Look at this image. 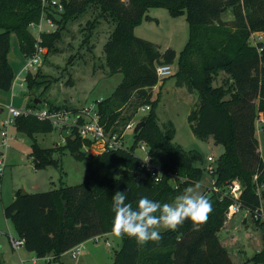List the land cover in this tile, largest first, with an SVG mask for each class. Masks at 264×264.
<instances>
[{
	"label": "trees",
	"instance_id": "1",
	"mask_svg": "<svg viewBox=\"0 0 264 264\" xmlns=\"http://www.w3.org/2000/svg\"><path fill=\"white\" fill-rule=\"evenodd\" d=\"M60 1L64 9L58 20L55 13L60 9L51 3L44 4L43 0H0V87H12V33L26 58L37 52V45L47 47V54L55 48L67 22L95 6L115 20L104 46L109 74L124 73L114 92L97 102L100 123L113 134L121 133L141 106L151 108L140 117L144 125L134 133L132 144L100 153L85 150L92 140L82 138L77 128L66 135L65 144L42 146L37 135L51 132L56 128L53 123L35 115L15 118L16 128L32 138L30 155L35 168L60 165L54 154L66 149L87 164L85 180L80 184H61L37 192L15 190L13 200L4 207V215L18 234L25 237V248L40 257L54 255L58 262L70 248L116 231L112 208L116 191H125V202L135 208L139 198L145 195L161 203H172L189 185L201 180L202 168L196 165L202 159L201 154L186 150L174 141L175 126L171 121L163 126L159 123L156 108L160 95L153 97L154 86L159 82L157 66L171 64L177 52L171 47L162 50L134 32L149 7L165 6L173 14L186 12L189 22V40L179 54L175 83L198 95L189 114L195 136L203 140L212 137L216 144L224 146L212 171L214 186L219 190L211 188L205 192L211 202L205 220L186 218L175 229L157 230L159 240L141 243L135 236L121 232L122 245L113 264H235L218 236L226 222V212L239 202L255 219L254 212L262 211L264 197V189L258 190L264 184V160L256 136V120L264 112V42H251L254 33L264 32V0ZM228 10L233 15L231 19L223 18ZM44 15L56 21L58 28L37 36L31 25ZM91 27L94 21L82 28V45L90 41ZM40 75L38 69L34 75L26 76L29 87L42 81ZM130 105L135 110L123 115ZM29 106L38 107L35 102ZM49 108L67 109V106L49 105ZM68 110L77 114L82 111ZM141 142L149 147L152 161L163 168L159 181L142 175L141 158L134 153ZM119 169L123 171L116 175ZM172 171L176 177L185 176L188 180L183 178L176 185L171 184ZM234 179L241 180L243 186L237 196L230 189L225 191ZM255 221L262 228L263 247L248 259L250 264L264 263V220Z\"/></svg>",
	"mask_w": 264,
	"mask_h": 264
},
{
	"label": "rangeland",
	"instance_id": "2",
	"mask_svg": "<svg viewBox=\"0 0 264 264\" xmlns=\"http://www.w3.org/2000/svg\"><path fill=\"white\" fill-rule=\"evenodd\" d=\"M52 1L60 2V0ZM60 12L63 10L55 13V18L58 20L61 19ZM231 15L228 10L223 18L227 19ZM89 21H94V27H91L93 28L92 36L88 43L82 45L84 38L82 28L86 27ZM114 25L115 20L108 14L101 13L95 6H91L78 17L69 20L66 27L60 31L55 48L46 54L48 48L44 46L40 62L35 67H31L30 73L33 75L38 69L40 70L39 80H42L41 82L29 87L26 79L28 74L23 73L17 81V86L13 88L0 87V129L4 127L5 120L10 117V104L27 107L36 99L40 100L35 102L38 108H49V105H56L67 106V109H88L93 113L97 102L110 96L124 78L122 71L109 74V67L105 62L104 46ZM57 28L56 21L54 25L49 26L47 20H44V32H51ZM89 29H87L88 32ZM134 32L136 35L154 42L162 50L171 47L177 52V57L171 63L173 74L158 82L156 89L153 90V97L156 98L160 95L156 108L159 123L163 126L164 122L171 121L175 126L174 141L186 150L198 151L201 154L202 159L196 165L202 168V178L199 183L191 184L188 187H193L195 191L205 194L206 189L214 187V176L209 168L214 169L217 166L218 157L223 153L224 146L216 144L212 137L203 140L195 136L189 122V114L197 103L198 95L189 93L175 83L176 76L174 74L178 69L179 54L186 46L190 35L186 12L173 14L165 6L149 7L142 21L135 26ZM34 33L37 35L38 31L35 30ZM257 41L264 42V32L252 35L251 42L256 43ZM10 45L11 52L14 54L10 60L11 71L15 77L28 59L22 53L14 33L10 35ZM20 81L24 82L23 87L20 86ZM218 82H220L219 79ZM215 84H217V80ZM134 101L132 100V102ZM130 106V109L128 107L124 109L123 115L135 110L132 105ZM69 111V114L76 116L77 112ZM137 112V115L133 114L134 116L129 122L136 119L137 124L140 117L149 113L142 110ZM121 126L124 128L123 125H119V127ZM68 133L69 128L65 126V128L57 127L51 132L40 133L37 136L42 146L52 147L65 144ZM8 135L9 145L3 147L7 165L0 180V264H22L20 258L30 259L29 256H33L34 253L25 247H21L19 250L13 249L9 235L17 236L19 234L12 221L5 217L3 205L12 201L15 189L37 192L51 190L61 184H80L85 180L87 164L84 159L77 158L66 149L62 153L55 152L54 154V157L59 159L60 165L49 164L45 167L35 168L30 155L32 150L30 135L19 131L14 121L8 125ZM124 135L126 145L132 144L135 140L134 127L126 129ZM256 136L258 149L264 160L263 128L260 131L256 129ZM84 148L92 153L103 151L101 144L97 142H92L90 146ZM135 153L143 155L144 152L137 148ZM210 155L213 156L214 161L208 160ZM122 171L123 169H119L116 175ZM171 173L173 176H170V182L173 185L177 184V180H183V178L188 180L185 176L176 177L173 171ZM233 185L238 186L236 190L234 189L235 193L233 191V194H240L243 186L239 179H234L231 184L226 186L225 191L232 190ZM261 189H264V184L258 190ZM262 208L264 210V197L262 198ZM229 211L230 209L226 212V220L232 217L229 215ZM247 214L246 209L235 213L237 222L234 228L235 236L231 242L226 241L227 249L235 264H250L248 259L263 245L262 228L250 212L248 216H246ZM154 227L160 231L167 229L163 224ZM230 227L233 226L228 224L225 229ZM246 232H248L247 235ZM122 240L121 233L117 235L116 231L109 233L108 236L99 235L96 238H90L83 244L77 245L76 250L79 252L77 258L67 251L61 256L63 263L58 264H113L116 253L121 248Z\"/></svg>",
	"mask_w": 264,
	"mask_h": 264
},
{
	"label": "built area",
	"instance_id": "3",
	"mask_svg": "<svg viewBox=\"0 0 264 264\" xmlns=\"http://www.w3.org/2000/svg\"><path fill=\"white\" fill-rule=\"evenodd\" d=\"M44 4L51 3L53 5H56L58 9L63 10V4L57 1L52 0H43ZM44 20H47L49 26L54 25L55 21L52 18L47 17L46 15L42 16L40 21L38 23H33L31 25V29L34 32L35 30L38 31L37 36H40V33L43 32V22ZM43 53V47L37 45V52L33 55L29 56L27 59L28 61L23 66L22 70L18 75L14 77V80L12 82V88L14 86H17L18 80L23 73H30L31 67H35L41 60V54ZM157 73L159 77V82L162 81L167 76H170L173 74L172 71V65L165 63L160 64L157 66ZM20 86L23 87L24 82H19ZM150 105H144L139 108V110L142 111H149ZM93 109V108H92ZM69 110L66 108L63 109H50V108H38V107H17L14 104L9 105V114L10 117L5 120L4 127L0 129V180L4 174V170L6 168L5 163V156L3 147L9 145V135H8V125L15 122V118L18 116H21L23 114L25 115H35L38 118L41 119H47L53 123V125L57 128H65L67 126L69 128V133L73 128H77L79 135L82 138L90 139L92 142H97L101 144V147L103 150L110 149V148H120V147H126V143L124 141V132L126 129L135 127L137 120H131L125 127V129L121 133H111V131H108L106 127L100 123L99 121V115L97 113V109L95 108V111L92 113L88 109H83L80 113H76V116L69 114ZM262 124V125H261ZM264 124V112H260L259 116L256 120V126L258 131L263 128ZM68 133V134H69ZM140 148L144 153L143 155H137L134 151V153L141 158L142 161V175L143 176H150L155 181H159L162 178V175L164 173L162 166L159 163H154L151 158L149 147L146 145V143L141 142L137 145L136 149ZM135 149V150H136ZM208 160L214 161L213 156H208ZM211 171H213L212 167L209 168ZM238 186L233 185L231 187L233 194L234 189L236 190ZM214 190L218 191V187L214 186ZM235 193V191H234ZM237 196L236 194H234ZM239 195V194H238ZM229 215H234L235 213L239 212L242 207L239 202H236L232 204L229 207ZM248 212L249 210L246 209ZM254 217L264 220V211L262 210L260 213L256 210L254 212ZM11 245L13 249L19 250L21 247H25L26 239L23 236L17 235L14 236L12 234L9 235ZM79 245V244H78ZM76 246L70 248L69 251L74 258H77L79 252L76 250ZM66 251V252H67ZM31 261V262H29ZM22 264H58L56 261L54 255H46V256H37L33 255L30 257V259L21 258Z\"/></svg>",
	"mask_w": 264,
	"mask_h": 264
},
{
	"label": "clouds",
	"instance_id": "4",
	"mask_svg": "<svg viewBox=\"0 0 264 264\" xmlns=\"http://www.w3.org/2000/svg\"><path fill=\"white\" fill-rule=\"evenodd\" d=\"M126 199L125 191L118 190L113 196L116 233L119 235L126 232L130 236H135L141 243L161 239L154 227L156 225L163 224L166 228L175 229L186 218L205 220L206 214L211 210L210 199L205 194L195 191L193 187L186 188L172 203H161L145 195L139 198L137 207L134 208L130 202H125ZM156 212L160 214L154 215Z\"/></svg>",
	"mask_w": 264,
	"mask_h": 264
},
{
	"label": "crops",
	"instance_id": "5",
	"mask_svg": "<svg viewBox=\"0 0 264 264\" xmlns=\"http://www.w3.org/2000/svg\"><path fill=\"white\" fill-rule=\"evenodd\" d=\"M231 18H233V15H231V16H229V18L228 19H231ZM256 33H258V34H260L261 32H256ZM157 85L158 84H156L155 86H154V89H156V87H157ZM181 88H183V89H186L185 87H181ZM187 90V89H186ZM7 165V164H6ZM16 190V189H15ZM15 190H14V192H15ZM205 192H208L207 191V189H206V191ZM13 198H14V194H13V197H12V200H13ZM9 204V203H8ZM8 204H6V205H8ZM6 205H3V209H4V207L6 206ZM242 210V209H241ZM240 210V211H241ZM262 210H263V208H262ZM264 211V210H263ZM238 213V212H237ZM248 214H249V212H248ZM248 214L246 215V216H248ZM245 216V217H246ZM243 221H244V219H243ZM228 224H230L231 226H233V227H230V228H226L225 229V227H227V225ZM237 225V222H236V220H235V214L234 215H232V217L231 218H229L228 220H226V223H225V225L222 227V229L220 230V232L218 233V236L220 237V240H221V242H222V244L223 245H225L226 247H228V245L226 244V241L227 242H231L232 241V239H234V236H235V234H234V228H235V226ZM238 225H240V224H238ZM224 232V233H223ZM109 233H111V232H109ZM109 233H104V234H101V235H104V236H108L109 235ZM246 235L248 234V232H246L245 233ZM263 233L261 232V236H262V238H263V235H262ZM99 235H97V236H95V238L96 237H98ZM222 236V237H221ZM93 238V237H92ZM80 244H83V242L82 243H80ZM262 247H263V245H262ZM261 247V248H262ZM261 248H259L258 250H260ZM257 250V251H258ZM256 251V252H257ZM230 254V253H229ZM29 257H31V256H29ZM232 258V257H231ZM21 259V258H20ZM58 263H63V261H58Z\"/></svg>",
	"mask_w": 264,
	"mask_h": 264
},
{
	"label": "water",
	"instance_id": "6",
	"mask_svg": "<svg viewBox=\"0 0 264 264\" xmlns=\"http://www.w3.org/2000/svg\"><path fill=\"white\" fill-rule=\"evenodd\" d=\"M10 56L11 57H13L14 56V54L11 52L10 53ZM40 100H35V102H39ZM144 125V121L143 120H140L136 125H135V127H134V133L136 134V133H138L139 132V130H140V128L142 127ZM23 193H26V191L25 190H23Z\"/></svg>",
	"mask_w": 264,
	"mask_h": 264
}]
</instances>
